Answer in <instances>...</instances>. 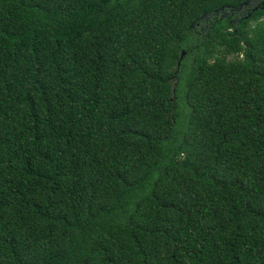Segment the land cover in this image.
<instances>
[{"label": "trees", "instance_id": "obj_1", "mask_svg": "<svg viewBox=\"0 0 264 264\" xmlns=\"http://www.w3.org/2000/svg\"><path fill=\"white\" fill-rule=\"evenodd\" d=\"M0 264H264V0H0Z\"/></svg>", "mask_w": 264, "mask_h": 264}]
</instances>
